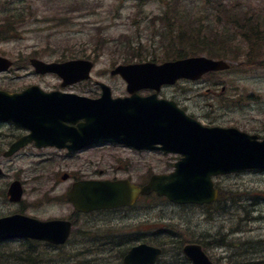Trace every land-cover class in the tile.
I'll use <instances>...</instances> for the list:
<instances>
[{"label": "rangeland", "instance_id": "1", "mask_svg": "<svg viewBox=\"0 0 264 264\" xmlns=\"http://www.w3.org/2000/svg\"><path fill=\"white\" fill-rule=\"evenodd\" d=\"M168 1L0 0V31L4 18L15 17L12 35L0 43V55L14 61L15 67L0 72V88L20 90L39 84L48 90L64 89L58 76L35 73L29 61L36 54L48 62L94 59L91 79L68 86L67 91L99 93L98 80L111 86L114 95L127 93L126 82L111 70L126 60L124 45L128 42L139 47L135 52L147 56V60L152 56L162 58L154 30ZM224 4L264 14V0H224ZM220 16L208 9L204 21L211 27L204 26L203 30L215 33L214 25L220 20L217 33L229 36L233 45L239 44L235 27L225 24ZM230 61L234 67L219 72L217 77L182 79L163 88L161 95L177 99L205 124L233 126L264 138V68L240 66L243 51L239 59ZM7 130L0 128V134ZM8 142L9 138L0 135V216L22 209L40 219L68 217L72 205L61 196L74 181L131 178L142 183L154 173L173 170L178 160L172 153H135L118 146L87 149L71 157L53 149L30 147L5 157L3 150ZM52 152L57 156L47 155ZM63 174L70 175V179L62 180ZM16 179L24 188L21 203L9 201L6 193ZM216 186L223 192L232 191L234 203L228 201L220 209L218 203L208 207L180 205L165 197L144 196L133 208L76 216L74 234L59 247L43 241L0 242V264H30V258H35V264H120L121 248L128 246L125 244L129 239L141 237L139 233L146 235L143 240L164 247L157 264H192L181 251L188 242L204 245L217 264H264V172L221 175L216 178ZM89 233L96 234L90 238L84 235ZM116 246L120 249L111 251Z\"/></svg>", "mask_w": 264, "mask_h": 264}, {"label": "water", "instance_id": "2", "mask_svg": "<svg viewBox=\"0 0 264 264\" xmlns=\"http://www.w3.org/2000/svg\"><path fill=\"white\" fill-rule=\"evenodd\" d=\"M9 65L7 59L0 57V69ZM62 67L79 68L80 74L75 73L68 79ZM91 67L92 63L81 60L66 64H44V71L60 73L66 79L63 85H66L70 81L88 78ZM228 67L229 64L223 60L215 61L204 57L169 61L161 65L150 62L120 65L112 73H120L128 81V89L134 94L130 98L112 99L110 88L104 84L102 87L106 90L103 97L94 101L71 94L42 93L34 86L22 94L9 95L0 91V114L3 113L7 119H13L24 126L35 128L40 124L42 128L47 127L51 131L60 123L83 118L87 121L81 127L83 134L76 136L83 144L112 140L138 148H152L161 143L163 146L160 148L167 152L184 154L175 163V172L170 175H154L142 188L127 180L115 183H76L69 193V199L78 210L90 211L133 204L140 193L152 191L166 195L178 203H211L218 196V190L214 188L212 181L213 175L246 168H264V140L259 141L257 135L234 128L205 127L187 116L174 103L158 100L156 94L142 98L136 91L143 88L159 90L164 83L173 84L183 77L197 79L208 71ZM29 92H35L31 96L37 102L24 100V95ZM45 135L47 143L55 144L60 139L53 132ZM25 142V139L21 140L14 148L18 149ZM38 144L42 145L43 142L38 141ZM11 194L14 200L20 198L19 182L13 184ZM39 223L40 226L32 225L29 232L32 237L54 242L64 241L67 237V231H63L61 225ZM17 225L16 219L0 220V237L12 236ZM7 228L11 232H6ZM185 252L195 264H213L200 245H188ZM158 254V249L135 247L126 256L125 264L154 262Z\"/></svg>", "mask_w": 264, "mask_h": 264}, {"label": "trees", "instance_id": "3", "mask_svg": "<svg viewBox=\"0 0 264 264\" xmlns=\"http://www.w3.org/2000/svg\"><path fill=\"white\" fill-rule=\"evenodd\" d=\"M208 9L218 16L221 15L225 24L235 27L236 35L240 38L239 44L233 45L231 43L233 39L229 36L222 37L217 33L221 26L220 20L214 25L215 33L211 31L208 34V30H203L204 26L211 27L204 21V15ZM237 9L238 6L228 8L224 4V0H169L160 16L159 28L157 29V26V31L154 30V39H157L163 56L162 58L152 56L151 59L165 61L207 55L236 60L240 58L243 51V61L239 63L240 66L264 68V14ZM7 23L5 31H0V39H5L11 21H7ZM124 46L127 49L124 62H132L135 59L147 60V56L135 52V49H139V47H133L131 42ZM215 77L217 76L215 75ZM228 201L234 203L233 192H223L222 190V196L218 203L220 209L223 206L226 207ZM233 243L229 242L228 244L232 245ZM30 261V264H34L35 258H30Z\"/></svg>", "mask_w": 264, "mask_h": 264}, {"label": "flooded vegetation", "instance_id": "4", "mask_svg": "<svg viewBox=\"0 0 264 264\" xmlns=\"http://www.w3.org/2000/svg\"><path fill=\"white\" fill-rule=\"evenodd\" d=\"M6 127H7V131H5V132H3L2 134H0L1 136H5V137H7V138H10L11 139V141H15V140H17V139H19L20 137H22V136H24V135H26L27 133H29V131H26V130H24V129H21V128H19V127H17L15 124H13V123H6ZM12 144V143H11ZM10 144V145H11ZM67 153H70V152H67ZM73 223V222H72ZM95 231H97L96 230V228H95ZM74 233H72V235H73ZM96 234V233H95ZM95 234H91V233H89V234H84V235H86V236H88V238H90V237H93ZM144 233H139L138 235L139 236H141V237H137L136 239H134V240H128L127 241V243L125 244V245H128L127 247L125 246V248H128V250L130 249V245H131V243L132 242H141V240L142 239H146L145 238V236L146 235H143ZM71 235V236H72ZM112 235L113 234H108V236H111L112 237ZM121 245V244H120ZM118 249H120V247L119 246H116V249H112L111 251H118ZM127 250V251H128ZM117 257H120V253H118L117 254Z\"/></svg>", "mask_w": 264, "mask_h": 264}]
</instances>
